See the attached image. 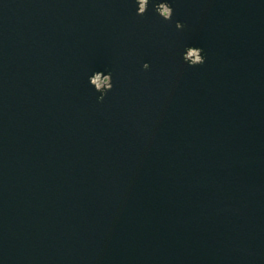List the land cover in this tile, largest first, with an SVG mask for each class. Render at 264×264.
<instances>
[{
	"label": "water",
	"instance_id": "95a60500",
	"mask_svg": "<svg viewBox=\"0 0 264 264\" xmlns=\"http://www.w3.org/2000/svg\"><path fill=\"white\" fill-rule=\"evenodd\" d=\"M0 264H264V0H0Z\"/></svg>",
	"mask_w": 264,
	"mask_h": 264
},
{
	"label": "clouds",
	"instance_id": "9594fccd",
	"mask_svg": "<svg viewBox=\"0 0 264 264\" xmlns=\"http://www.w3.org/2000/svg\"><path fill=\"white\" fill-rule=\"evenodd\" d=\"M138 2H139L140 12L143 13L144 12V9H145V2H146V0H138ZM163 15L165 17H167L169 15L167 9H164Z\"/></svg>",
	"mask_w": 264,
	"mask_h": 264
}]
</instances>
